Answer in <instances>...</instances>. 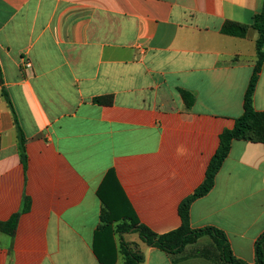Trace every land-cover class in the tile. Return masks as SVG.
<instances>
[{
    "label": "crops",
    "instance_id": "0c3cea01",
    "mask_svg": "<svg viewBox=\"0 0 264 264\" xmlns=\"http://www.w3.org/2000/svg\"><path fill=\"white\" fill-rule=\"evenodd\" d=\"M263 4L0 0V264H125L120 239L139 264H222L209 236L170 255L115 228L180 227V202L243 112ZM228 23L247 26L245 36L223 34ZM252 105L264 112V62ZM189 225L222 231L235 258L255 263L264 144L231 142L213 187L190 205Z\"/></svg>",
    "mask_w": 264,
    "mask_h": 264
},
{
    "label": "trees",
    "instance_id": "16d2710c",
    "mask_svg": "<svg viewBox=\"0 0 264 264\" xmlns=\"http://www.w3.org/2000/svg\"><path fill=\"white\" fill-rule=\"evenodd\" d=\"M252 27L259 35L256 40L257 60L244 94L243 112L234 120L232 128L225 129L220 134L218 148L208 163L203 182L190 195L185 197L180 202L178 207V214L181 220L180 227L164 234H156L137 222H122L117 224L115 228V231L120 238L123 234L136 233L138 234L140 240L147 246L157 248L167 254L173 255L182 252L187 245L195 243L198 238L202 236H209L216 246L219 254V260L222 264H247L232 255L227 239L222 231L214 227H205L197 230L191 229L189 225V208L196 199L205 196L213 187L215 175L228 156L231 142L233 140H243L250 143L264 144V112L255 111L252 105L253 93L258 79V74L262 63L264 62V4L261 13L254 17ZM246 31L247 26L234 23L225 24L221 29L223 34L236 37H244ZM1 85L2 80L0 73V86ZM178 92L185 105L190 107L193 104L194 98L184 90L179 89ZM1 93L12 114L13 121L17 129L18 147L20 155L23 158L25 141L24 136L18 125L16 114L8 94L3 88ZM93 102L96 104H110L111 97L94 98ZM107 217V210L102 209L100 220L103 224L105 223ZM14 221L15 217L12 218L10 223H13ZM102 225L99 229L103 227ZM263 242L264 232L255 243L254 264H264V256L261 249ZM119 246L125 258V264L141 263L142 255L138 251H135V249L131 248L130 245L126 244L121 239Z\"/></svg>",
    "mask_w": 264,
    "mask_h": 264
},
{
    "label": "built area",
    "instance_id": "2783aa9c",
    "mask_svg": "<svg viewBox=\"0 0 264 264\" xmlns=\"http://www.w3.org/2000/svg\"><path fill=\"white\" fill-rule=\"evenodd\" d=\"M25 66H26L27 68H29V67H30V63L27 62V63L25 64Z\"/></svg>",
    "mask_w": 264,
    "mask_h": 264
}]
</instances>
